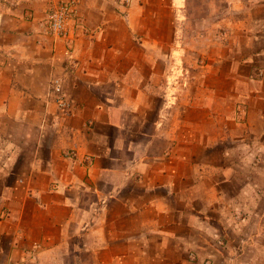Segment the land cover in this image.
<instances>
[{
    "label": "crops",
    "instance_id": "crops-1",
    "mask_svg": "<svg viewBox=\"0 0 264 264\" xmlns=\"http://www.w3.org/2000/svg\"><path fill=\"white\" fill-rule=\"evenodd\" d=\"M77 1L71 42L42 3L0 12V264H232L258 248L264 0H204L201 17L190 0Z\"/></svg>",
    "mask_w": 264,
    "mask_h": 264
},
{
    "label": "rangeland",
    "instance_id": "rangeland-1",
    "mask_svg": "<svg viewBox=\"0 0 264 264\" xmlns=\"http://www.w3.org/2000/svg\"><path fill=\"white\" fill-rule=\"evenodd\" d=\"M59 0H0V12H11L12 10L16 9L19 10V12H22V10L26 9L24 7L26 4H30L32 2H39L44 4V7L46 8V14L48 15V12L51 8V5L53 2H57ZM192 1V5L194 6V10L192 13L197 16H202L205 14V11L203 9V2L204 0H190ZM241 6L244 5V8H246V4H249L248 0H240ZM247 9V8H246ZM257 10V9H256ZM248 11V10H247ZM262 11V14L264 13V10ZM252 14L255 12L254 10L251 11ZM246 13V10H242L239 12V14L244 15ZM249 14V13H248ZM259 48L264 47V41L259 40L258 42ZM249 52V50H247ZM246 51L241 54L240 58L243 59V55L247 53ZM258 64L260 68H264V54L260 55L258 57ZM260 160L259 163L264 165V154L259 155ZM258 177V191L260 196H262V199L260 198V201H258L257 208L263 209L264 208V166L260 167L259 172L257 173ZM261 242H259L258 248H251V247H242V248H236L231 249V254L235 257L232 261V264H264V234L260 235ZM238 239V236L236 237ZM236 262V263H235Z\"/></svg>",
    "mask_w": 264,
    "mask_h": 264
},
{
    "label": "built area",
    "instance_id": "built-area-1",
    "mask_svg": "<svg viewBox=\"0 0 264 264\" xmlns=\"http://www.w3.org/2000/svg\"><path fill=\"white\" fill-rule=\"evenodd\" d=\"M81 23L82 18L77 0H59L52 3L47 15L46 25L53 37L71 42L72 31ZM50 96L59 110L72 112L73 100L66 93L61 76H55L51 79Z\"/></svg>",
    "mask_w": 264,
    "mask_h": 264
}]
</instances>
